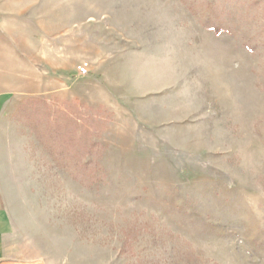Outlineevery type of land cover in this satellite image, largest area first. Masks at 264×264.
<instances>
[{
  "label": "rangeland",
  "instance_id": "obj_1",
  "mask_svg": "<svg viewBox=\"0 0 264 264\" xmlns=\"http://www.w3.org/2000/svg\"><path fill=\"white\" fill-rule=\"evenodd\" d=\"M0 102L28 253L264 264V0H0Z\"/></svg>",
  "mask_w": 264,
  "mask_h": 264
},
{
  "label": "crops",
  "instance_id": "obj_2",
  "mask_svg": "<svg viewBox=\"0 0 264 264\" xmlns=\"http://www.w3.org/2000/svg\"><path fill=\"white\" fill-rule=\"evenodd\" d=\"M5 185L0 166V264H50L44 257L27 252L29 246L16 227Z\"/></svg>",
  "mask_w": 264,
  "mask_h": 264
},
{
  "label": "built area",
  "instance_id": "obj_3",
  "mask_svg": "<svg viewBox=\"0 0 264 264\" xmlns=\"http://www.w3.org/2000/svg\"><path fill=\"white\" fill-rule=\"evenodd\" d=\"M80 71H81V73H86L87 72V69H86V67H84V66H82L81 68H80Z\"/></svg>",
  "mask_w": 264,
  "mask_h": 264
}]
</instances>
